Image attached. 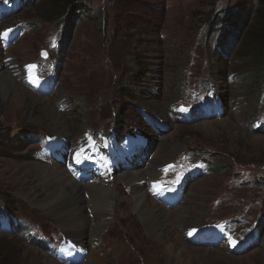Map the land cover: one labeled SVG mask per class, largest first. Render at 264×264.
Masks as SVG:
<instances>
[{"label":"rangeland","instance_id":"374dc122","mask_svg":"<svg viewBox=\"0 0 264 264\" xmlns=\"http://www.w3.org/2000/svg\"><path fill=\"white\" fill-rule=\"evenodd\" d=\"M59 1L9 0L0 11V76L18 86L0 79V264H48L46 256L61 264L68 256L72 241L58 222L20 196L44 200L32 166L55 161L68 170L63 159L85 169L78 183L110 178L124 195L119 221L86 241L83 264H264V81L247 76L253 70L241 37L230 53L222 41L229 33L222 16L251 24L262 0H81L87 11L73 19L70 39L71 27L55 21ZM4 26L22 28L8 44ZM110 135L132 145L115 149L117 165L99 180L94 156ZM156 154L157 180L143 183L170 212L162 237L114 180ZM206 163L212 170H199ZM156 183L181 187L174 206L159 198ZM241 215L237 235L258 230L255 245L205 238L206 226ZM222 232L235 235L229 225Z\"/></svg>","mask_w":264,"mask_h":264},{"label":"bare ground","instance_id":"6f19581e","mask_svg":"<svg viewBox=\"0 0 264 264\" xmlns=\"http://www.w3.org/2000/svg\"><path fill=\"white\" fill-rule=\"evenodd\" d=\"M0 79L3 80L5 86L11 84L18 88L8 75L3 74ZM51 115L55 114L51 113ZM158 155L156 154L153 161L145 168L134 172H123L121 177L116 176L114 180L125 183L133 196L134 211L143 217L154 235L162 237L164 228L161 222L170 220V212L149 196L145 186L146 182L143 183L147 179L149 181L157 180L156 170L157 167H160L156 162L160 159ZM165 158L170 157L166 155ZM51 162L50 164L35 162L32 166L41 181L40 190L46 198L37 201L35 197L29 194H20V196L31 206L52 215L58 222L62 233L74 242L80 250L86 252L87 240L90 238L91 240L92 238L97 239L111 218L119 221L116 214L120 212V204L124 195H121L120 192L122 191L117 190L115 185L111 184L110 178L109 180L105 178L95 184H80L75 180L74 177L76 176H70L64 165L55 161ZM155 187L158 186L155 185ZM85 191H88L89 195H86ZM127 200H129L128 197ZM112 202L115 204L113 205ZM183 209L181 206L182 211ZM89 211L93 215L92 218ZM65 250L66 247L63 251ZM46 260L48 264H59L49 256H46ZM62 264L67 263L63 262Z\"/></svg>","mask_w":264,"mask_h":264},{"label":"trees","instance_id":"16d2710c","mask_svg":"<svg viewBox=\"0 0 264 264\" xmlns=\"http://www.w3.org/2000/svg\"><path fill=\"white\" fill-rule=\"evenodd\" d=\"M215 1L216 0H214V2ZM52 7L57 17L55 21H57L58 25H63L64 29L71 27L69 32L70 39L71 30L75 25V20L73 19L77 18L82 11H87V8L83 6L81 0H60ZM74 11L76 12L73 13ZM254 13L255 14L251 24H249V20L247 23H244L245 21L238 20V16L236 15H223L222 18H225V20L222 23L229 27V33L222 41H226L227 49L230 53L234 52L237 47V43L235 41L241 37L240 41L243 42V53L241 54L246 56V62L250 65L249 68L253 70L252 72H247V76L256 78L259 83H262L264 81V0L259 2ZM223 34H225V32ZM116 130L123 133L120 128H117ZM208 165L209 169L212 170L209 163ZM257 184L261 185V181L255 180L254 186Z\"/></svg>","mask_w":264,"mask_h":264},{"label":"clouds","instance_id":"9594fccd","mask_svg":"<svg viewBox=\"0 0 264 264\" xmlns=\"http://www.w3.org/2000/svg\"><path fill=\"white\" fill-rule=\"evenodd\" d=\"M66 236V235H65ZM67 237V236H66ZM75 248H76V250L80 253V254H83V255H85L84 254V252L83 251H81L78 247H77V245L75 244V243H71ZM52 259H54V258H52ZM55 260V259H54ZM86 260V255H85V259H84V261ZM56 261V260H55ZM84 261H82L81 263H78V264H83L84 263ZM58 262V261H57ZM62 264V263H61Z\"/></svg>","mask_w":264,"mask_h":264},{"label":"water","instance_id":"95a60500","mask_svg":"<svg viewBox=\"0 0 264 264\" xmlns=\"http://www.w3.org/2000/svg\"><path fill=\"white\" fill-rule=\"evenodd\" d=\"M42 56H43V57H46L45 53H44V54H42Z\"/></svg>","mask_w":264,"mask_h":264},{"label":"flooded vegetation","instance_id":"af4514ba","mask_svg":"<svg viewBox=\"0 0 264 264\" xmlns=\"http://www.w3.org/2000/svg\"><path fill=\"white\" fill-rule=\"evenodd\" d=\"M4 28L6 29V28H7V26H4Z\"/></svg>","mask_w":264,"mask_h":264},{"label":"snow or ice","instance_id":"6c2138e0","mask_svg":"<svg viewBox=\"0 0 264 264\" xmlns=\"http://www.w3.org/2000/svg\"><path fill=\"white\" fill-rule=\"evenodd\" d=\"M5 35H6V33H5ZM32 67H34V66H32ZM234 243V242H233Z\"/></svg>","mask_w":264,"mask_h":264}]
</instances>
